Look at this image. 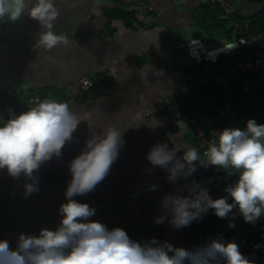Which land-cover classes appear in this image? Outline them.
<instances>
[{
  "label": "crops",
  "instance_id": "0c3cea01",
  "mask_svg": "<svg viewBox=\"0 0 264 264\" xmlns=\"http://www.w3.org/2000/svg\"><path fill=\"white\" fill-rule=\"evenodd\" d=\"M134 3L154 9L146 18L153 25L134 23L130 12ZM55 5L60 15L54 30L66 35L69 43L52 50L34 48L40 25L27 14L15 22H0V92L8 91L15 98L23 91H36L43 99L67 102L81 115L91 112L93 128L81 122L62 155L41 165L35 174H49L52 180L39 179L36 193L25 197V177L13 179L6 169L0 170V240H8L15 248L20 233L38 234L41 228L54 229L59 224L58 208L66 202L64 193L71 180L70 161L84 149L93 130L100 132L111 124L124 130V147L104 181L87 196L75 199L94 208L96 214L90 219L110 230L120 227L143 243L146 238L138 228L148 226L162 231L161 241L183 247L186 227L174 229L167 220L155 223V218L163 214V197L184 189L190 177L172 183L168 173L152 166L146 155L157 142L175 147L177 156L187 145L194 146L187 122L171 111L185 95L196 98L212 90L207 91V84L216 81L211 77L218 72L212 64L194 63L175 44L197 37L220 40L211 33L221 21L218 6L192 0H55ZM234 5L243 19L261 8L249 0H236ZM82 76L98 80L106 93L80 95ZM231 81L219 86L227 89ZM177 101L168 110L167 105ZM153 120L162 126L148 127ZM151 184L159 188L152 191Z\"/></svg>",
  "mask_w": 264,
  "mask_h": 264
},
{
  "label": "clouds",
  "instance_id": "9594fccd",
  "mask_svg": "<svg viewBox=\"0 0 264 264\" xmlns=\"http://www.w3.org/2000/svg\"><path fill=\"white\" fill-rule=\"evenodd\" d=\"M25 14L40 25L35 49L52 50L69 43L66 35L54 30L60 15L55 0H0V22H15ZM90 120L91 112L81 115L69 103L52 98L37 100L19 114L10 110L7 120L0 119V170L6 169L13 179L25 177V197L38 192L35 173L53 156L62 155L81 122L86 121L92 129ZM147 126L154 129L162 125L153 120ZM123 131L111 124L100 132L92 131L84 149L69 163L71 180L64 193L66 202L58 208L59 224L54 229L41 228L38 234L20 233L15 248L8 240H0V264H254L240 252L234 239L226 242L222 235L186 249L156 238L137 242L120 227L110 230L90 219L96 210L75 197L87 196L109 175L125 144ZM177 152L167 142H157L146 159L164 169L172 183L191 177L197 171V162L204 168L224 169L238 178L225 187L226 195L217 199L192 180L184 189L178 188L177 194L163 197V214L155 218V223L167 220L174 229H181L201 221L209 210L223 220L238 209L245 223L255 225L264 215V124L249 119L243 129L214 130L206 146L187 145L181 156ZM149 187L155 191L159 185ZM185 189L187 194H181ZM234 219L233 215L230 228L235 227Z\"/></svg>",
  "mask_w": 264,
  "mask_h": 264
},
{
  "label": "built area",
  "instance_id": "2783aa9c",
  "mask_svg": "<svg viewBox=\"0 0 264 264\" xmlns=\"http://www.w3.org/2000/svg\"><path fill=\"white\" fill-rule=\"evenodd\" d=\"M198 4H215L219 9L218 19L226 22L230 26L231 34L233 39L212 41L209 43L204 42L200 37L184 40L179 44H175V48L179 51H184L187 57L194 63L199 64L201 62H208L213 64L219 57L227 60L231 56H236L232 67L228 70L230 77L235 82H241L242 91L245 92L252 86L251 81H246L243 79L245 74H250L255 77L256 83L264 84V46L258 47L259 41L262 36L257 34L247 35L244 37L243 34L248 32V21L246 19L238 18V12L235 8L236 0H192ZM130 12L132 19L135 24H150L153 25L154 22H147V16L154 12V9L148 5H141L138 3L130 4ZM79 94L88 97H99L106 93V89L102 88L100 82L90 76H82L78 81ZM224 88V85L213 88L208 93L204 95H198L195 100L198 103H207L211 108H215L216 99L219 96V91ZM10 92H0V119L7 120L10 115V110L15 112L16 110H24L27 107L34 106L35 101L42 100L39 93L36 91H23L19 96L13 98ZM180 111H184L188 114L187 125L189 127V138L195 144L196 147L206 146L209 142L210 134L212 131L220 130L218 128L212 129L208 132H203L199 124L194 120L191 109L186 101H181L179 105L173 110V115L175 118H179ZM227 119V127H233L232 118L233 113L228 112L225 114ZM205 172H207L209 182L214 184L212 191V198L217 199L226 195L224 189L228 184L233 183L231 180L232 176H229L227 171L224 169H219L216 167H202ZM193 177H197V173L193 174ZM229 203L232 202L231 198L228 200ZM238 209H234L233 212H237ZM213 214L215 221L217 220L223 227L222 236H229L231 240L240 246V248H249L251 251L257 254L258 264H264V247L259 249L254 246L259 244L264 246V243H247L241 238L236 226L230 228L228 226L231 219H220L218 218L212 210L209 213ZM264 216V215H262ZM208 222L209 228L211 230L210 236H208L207 241L210 238L218 237L215 226L213 222ZM244 221V220H243ZM228 240V241H231Z\"/></svg>",
  "mask_w": 264,
  "mask_h": 264
},
{
  "label": "trees",
  "instance_id": "16d2710c",
  "mask_svg": "<svg viewBox=\"0 0 264 264\" xmlns=\"http://www.w3.org/2000/svg\"><path fill=\"white\" fill-rule=\"evenodd\" d=\"M253 3L259 4L261 6L260 10L249 16L244 18L248 21V32L247 34H243L244 37L247 35H257L260 34L262 36L259 41L258 47L264 46V0H249ZM219 17V15H218ZM243 19V18H241ZM212 35H215L220 38V40L231 39V30L230 28L225 27L224 22H217L214 24V27L211 30ZM211 36L207 37L204 41L209 43L212 38ZM236 56H231L227 60H224L222 57H219L215 63L212 64L211 68L218 73L228 72V70L232 67L233 62L235 61ZM209 63H199L198 65L202 66ZM208 74L210 71H206ZM243 79L246 81H251L252 86L248 88L247 91H242V83L231 81L230 84H226L227 89L225 87L219 91V96L216 99L215 108H211L206 103H198L195 98L189 95L186 96L183 100L188 103L189 108L191 109V114L194 120L199 124L203 132H208L212 129L218 128L222 130L227 127V119L225 118V114L228 112L233 113L232 123L233 127L245 128L246 122L249 119H255L258 124H264V84L256 83L255 77L250 74H245ZM196 83V81H195ZM103 87V84L101 85ZM207 91L216 88L219 86L218 83L214 79L210 80L207 84ZM222 86V85H220ZM189 97V98H187ZM182 101V100H180ZM180 101L173 102L172 104H168V110L172 109V106L176 103L178 104ZM166 107V108H167ZM177 107V106H176ZM174 107L171 112L176 108ZM181 118L188 121V114L184 111H180ZM194 144V143H193ZM194 147L195 144H194ZM197 173V177H193V174ZM190 177V182L192 180L201 183L202 186L206 187L210 195L212 196V191L214 184L209 182L208 173L203 170L199 163L197 162V171L194 172ZM39 179L52 180L49 174H35ZM238 177L233 175L231 177L232 182H234ZM184 194V193H183ZM187 194V192H186ZM185 194V195H186ZM233 215L235 219L233 222L235 223L236 229L238 230L242 239H244L247 243H256L261 242L264 243V216H261L255 225L245 223L243 218L240 216L239 212H233L229 219L232 220ZM214 220L213 214L210 212L203 214V219L201 221H193L188 227H186L185 231V245L183 248L193 249L199 245H203L207 242L208 236H210L211 230L209 228L208 222ZM215 226V231L218 236L222 235L223 227L220 223L215 220L212 221ZM138 231L144 235L146 241H149L152 238H156L157 240H162V231L160 229L151 228L148 226H141L138 228ZM227 242L230 237H223ZM177 247V246H176ZM242 254H244L247 258L254 261V264H258L257 254L251 251L249 248H240L239 249Z\"/></svg>",
  "mask_w": 264,
  "mask_h": 264
},
{
  "label": "rangeland",
  "instance_id": "374dc122",
  "mask_svg": "<svg viewBox=\"0 0 264 264\" xmlns=\"http://www.w3.org/2000/svg\"><path fill=\"white\" fill-rule=\"evenodd\" d=\"M211 78H215L216 79V83H218V84L219 83L229 82L231 80V77H230L228 72L213 74V76ZM76 200L80 201L78 199H76Z\"/></svg>",
  "mask_w": 264,
  "mask_h": 264
}]
</instances>
